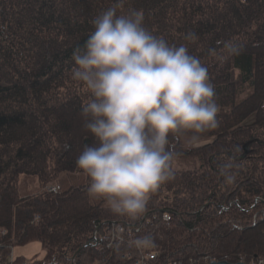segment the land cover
<instances>
[{
    "label": "trees",
    "instance_id": "obj_1",
    "mask_svg": "<svg viewBox=\"0 0 264 264\" xmlns=\"http://www.w3.org/2000/svg\"><path fill=\"white\" fill-rule=\"evenodd\" d=\"M109 8L140 10L153 35L186 46L220 108L219 126L201 134L210 142L193 148L183 139L191 132L169 136L171 163L199 156L201 164H172L136 218L93 199L75 164L99 141L85 128L90 93L73 79L72 55ZM229 42L237 54L226 53ZM22 174L42 189L23 196ZM63 174L87 182L64 189L55 183ZM121 224L123 240L105 241ZM145 236L157 244L155 264L264 258V0H0V264H136ZM33 242L44 258L13 255Z\"/></svg>",
    "mask_w": 264,
    "mask_h": 264
},
{
    "label": "clouds",
    "instance_id": "obj_2",
    "mask_svg": "<svg viewBox=\"0 0 264 264\" xmlns=\"http://www.w3.org/2000/svg\"><path fill=\"white\" fill-rule=\"evenodd\" d=\"M143 22L140 10L117 15L109 8L72 55L73 79L90 93L82 108L85 128L99 141L75 164L90 178L91 196L131 218L172 176L169 136L191 132V142L199 143L201 134L219 126L220 111L207 68L186 46H170ZM225 50L237 54L238 46L229 42ZM135 243L154 246L148 236Z\"/></svg>",
    "mask_w": 264,
    "mask_h": 264
},
{
    "label": "rangeland",
    "instance_id": "obj_3",
    "mask_svg": "<svg viewBox=\"0 0 264 264\" xmlns=\"http://www.w3.org/2000/svg\"><path fill=\"white\" fill-rule=\"evenodd\" d=\"M191 136L186 135L184 136V142L185 144H191L188 145L189 147H199L202 146L211 140H201L199 143L193 144L190 139ZM173 167L174 169H191L194 167H197L201 164V159L199 156H185V157H176L173 161ZM87 179L85 177H76L74 175H71L70 177L67 176V174H63L57 182L62 188L67 189L71 185H79L86 183ZM42 189L40 182L38 180L37 176L33 175H26L22 174L20 176L19 181V191L23 196H27L30 194H34L39 192ZM93 197V196H92ZM95 200H100L101 198L93 197ZM104 206H107L105 201L102 202ZM13 255H23L25 256L29 261L35 259V258H44L46 255V250L39 242H33L26 246L16 247L13 251Z\"/></svg>",
    "mask_w": 264,
    "mask_h": 264
},
{
    "label": "built area",
    "instance_id": "obj_4",
    "mask_svg": "<svg viewBox=\"0 0 264 264\" xmlns=\"http://www.w3.org/2000/svg\"><path fill=\"white\" fill-rule=\"evenodd\" d=\"M51 190L57 192L58 187H53ZM165 217L167 218L168 215H165ZM121 231H126V228L123 224L119 225V226H113L111 229L108 230L107 232V236L105 237V241H111L114 240L115 238H118L119 240H123L124 237H122L120 234H118L117 232ZM128 234L129 232L131 233V227L128 228ZM133 233H138L139 229H136L135 231L132 229ZM130 237V235H129ZM140 240V239H136ZM152 247H139L142 255L141 257L137 260L136 264H155V260H157V258L159 259L160 255H159V251H158V247L157 244L155 242H153ZM244 259L242 258L240 260V262H243ZM157 264H160L159 261H157ZM167 264H184L182 261L180 260H175L173 262H169ZM248 264H264V259L263 258H258V259H253L251 260Z\"/></svg>",
    "mask_w": 264,
    "mask_h": 264
},
{
    "label": "bare ground",
    "instance_id": "obj_5",
    "mask_svg": "<svg viewBox=\"0 0 264 264\" xmlns=\"http://www.w3.org/2000/svg\"><path fill=\"white\" fill-rule=\"evenodd\" d=\"M242 259V258H241ZM241 259H239L237 262H231V261H228V260H223V261H225V262H228V263H231V264H248L250 261H246V260H244L243 262H240V260ZM244 259V258H243ZM258 259V258H257ZM264 259V258H263ZM214 262H222V261H214ZM213 263V262H212Z\"/></svg>",
    "mask_w": 264,
    "mask_h": 264
},
{
    "label": "water",
    "instance_id": "obj_6",
    "mask_svg": "<svg viewBox=\"0 0 264 264\" xmlns=\"http://www.w3.org/2000/svg\"><path fill=\"white\" fill-rule=\"evenodd\" d=\"M211 264H231V263H228V262H225V261H222V262H213ZM239 264V263H238Z\"/></svg>",
    "mask_w": 264,
    "mask_h": 264
},
{
    "label": "crops",
    "instance_id": "obj_7",
    "mask_svg": "<svg viewBox=\"0 0 264 264\" xmlns=\"http://www.w3.org/2000/svg\"><path fill=\"white\" fill-rule=\"evenodd\" d=\"M15 256H23V255H15Z\"/></svg>",
    "mask_w": 264,
    "mask_h": 264
}]
</instances>
